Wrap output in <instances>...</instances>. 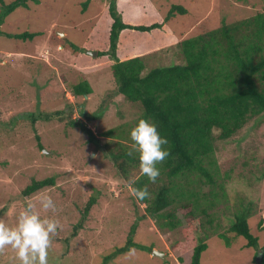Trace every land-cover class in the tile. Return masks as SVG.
Instances as JSON below:
<instances>
[{"label": "rangeland", "instance_id": "obj_1", "mask_svg": "<svg viewBox=\"0 0 264 264\" xmlns=\"http://www.w3.org/2000/svg\"><path fill=\"white\" fill-rule=\"evenodd\" d=\"M13 1L6 0V3ZM86 1L40 0L39 4L31 3L28 10L20 9L13 13L8 18V23L6 21L1 27L3 31L10 33L21 34L28 31L42 34L33 41L26 42L0 36V127L6 129L1 131L0 144V221L15 228L19 214L26 210L29 203L41 218L57 219L58 230L50 235L48 264H99L107 252L101 254L99 261L93 256H90L88 263L85 256L67 261L65 254H71L68 253L67 239L71 237L70 241L74 246L79 244L82 250L92 251L90 254L103 249L110 250L114 245L122 243L129 229L145 214V206L137 207L133 203L131 185L110 158V150L118 149V141L133 147L130 131L143 113L142 105L129 103L124 97L118 96L97 120L87 121L79 115L78 101L92 114L100 107L105 93L114 87L110 86L111 83L107 84L108 87L103 85L108 79V71L112 74L114 60L94 58L93 55L98 51L97 48L108 42L112 22L107 12L108 0H92L85 8L83 4ZM145 1L150 2L153 8L143 5L140 9L139 5ZM119 4L124 7V10L119 8L123 20L133 25L162 21L173 5L182 4L188 10L184 17L178 15L177 19H173L160 32L124 31L121 34L120 57L148 51V69L158 64L182 62L174 54L179 49L170 48L182 31L191 36L204 29L211 31L219 28L223 18L232 25L264 12V0H119ZM183 19L184 26H181ZM71 42L80 47L82 57L73 52ZM27 57L34 61L29 63L28 68L24 63ZM48 72L49 76H40ZM86 80L93 88L95 86V94L78 99L70 92L69 87ZM68 105L73 110H68ZM64 109H67L71 118L82 119L94 132L98 142L89 143L87 133L81 128L71 127L68 119L63 122L55 119L49 122L38 120L35 124L31 120H22L13 128L5 127L13 117L21 113L45 114ZM112 128L114 137L101 135ZM37 135L41 138L42 149ZM242 136L244 135L241 134L240 138ZM234 139L239 144L235 150L236 157L222 146L215 153L221 175L235 169L234 167L238 169V162L242 168L241 162L247 164L244 162L246 159L249 161L248 166L264 168V124L252 136L244 137L240 142L242 144L236 140L238 137ZM222 143L225 145V142ZM231 146L235 145L231 142ZM249 156L250 159L247 158ZM238 171L243 177L248 176L246 168ZM139 173L130 170L129 177L134 180L140 176ZM52 176H55L56 181L52 189L41 190L31 197H22L32 180ZM243 177L224 181L230 199L220 206V219L216 221L221 227L218 232H227L233 220L232 214L240 209L241 203L251 201L254 203L252 209L255 213L250 219L251 228L259 238L260 246H263L264 225L259 226V222L264 221V212L262 217L258 216L259 206L255 200L248 199L252 197L250 192L254 193V184L249 185L251 179L249 181ZM44 195H50L55 201V210L41 207L40 201ZM261 195L263 201L264 190ZM90 197H97L99 202L86 217L83 228L75 230L74 225L83 217L81 209L87 205ZM49 210L51 211L47 214ZM153 230L156 228L151 219L140 220L138 239L142 243H155L157 249L164 247L166 253L155 249L164 256L132 249L121 256L115 255L109 264H163L159 258L166 259L168 254L170 262L172 261L170 264H189L192 251L190 241L181 246L185 248L183 253L178 249L180 246L172 248L170 240L163 237L161 232L156 234L161 238L156 239ZM227 235L231 239L230 246H226L225 240L217 236L209 241V247L203 253L202 264H256V249L247 247V241L243 238L235 237L229 232ZM179 238L184 241L181 235ZM95 240L98 241V248L91 247ZM178 255L185 259L183 263L178 261ZM0 264H20L17 250L10 245L0 249Z\"/></svg>", "mask_w": 264, "mask_h": 264}, {"label": "trees", "instance_id": "obj_2", "mask_svg": "<svg viewBox=\"0 0 264 264\" xmlns=\"http://www.w3.org/2000/svg\"><path fill=\"white\" fill-rule=\"evenodd\" d=\"M91 1L87 0L83 6L87 8ZM31 3L39 4L40 0H14L9 4L6 0H0V36L23 41H33L42 36L38 32L26 31L19 34L1 29L6 21L8 23V18L13 13L20 9H30ZM143 5L153 8V5L147 1L142 2L139 8L141 9ZM108 13L112 18L108 42L105 49L102 47L97 49L98 58L108 57L115 62L111 66L112 74L108 71L106 75L108 79L103 84L108 87L107 84L111 83L110 86L114 85V87L105 93L100 107L92 114L78 101L79 115L87 121L97 120L118 96L124 97L129 103L141 104L143 108L141 117L155 123L158 131L168 137L169 144L165 147L170 149V155L158 163L160 175L155 182H152L141 173L139 153L133 147L118 141V149L110 150V158L124 173L132 191L134 188L147 187L150 195L143 200L136 198L134 191L131 196L137 207L145 206V214L139 217L127 234L124 233L126 236L123 234L122 243L114 245L110 250L103 249L101 252L90 254L92 251L82 250L79 244L74 246L70 241L71 237L67 241L63 240L69 243L68 253H71L68 256L65 254L64 258L69 261L71 258L85 256L88 258L86 261L88 263L90 256L99 261L101 254L107 252L99 264H109L115 255L121 256L132 249L153 254L157 245L142 243L138 239L139 231H137L139 221L149 218L158 231H152L156 239L161 238L156 235L161 232L163 237L166 236L170 240L172 248L180 246L178 249L183 253L185 248L181 246L189 241L192 243L189 264H202L203 253L207 251L209 241L214 236L225 240L226 246H230L231 239L228 238V232L247 240L246 246L256 249L255 260L261 254L264 264V245L259 247V238L255 236L250 223V219L255 215L252 209L253 202L240 204V209L232 214L233 220L227 232H218L221 227L216 223L220 219V206L230 199L224 183L225 179L234 181L237 177L242 178L238 170L246 168L248 176L243 178H248L249 181L251 179L248 184H256V193L259 194L264 184V168L260 169L256 165L248 166L249 161L246 159L244 162L247 164L241 162L242 168L238 162V169L234 167L235 169L221 175L215 156L222 146L229 154L236 157L235 150L238 149L239 144L234 138L238 137L236 140L240 143L247 135L255 134V131L264 124V12L232 25L223 18L219 28L211 31L204 29L191 36L185 35L182 31L170 47L179 49L174 54L182 62L170 65L158 64L150 69H148V54L144 56L132 54L121 60L118 54L121 34L128 29L140 33L160 32L173 19H177L178 15L184 17L188 10L182 4L173 5L164 21H155L149 25H133L124 21L118 8V0H108ZM184 20L181 26H184ZM71 47L73 52L81 56L80 47L74 43ZM26 59L24 63L28 68L29 63L34 61L30 57ZM49 75V72L40 74V76ZM69 89L78 99L93 95L96 91L95 86L93 88L87 80L70 85ZM68 108L73 110L71 105H68ZM67 109L45 114L21 113L13 117L5 127L13 128L22 120H31L32 124H35L38 120L49 122L55 119L63 122L68 119L71 127L81 128L87 133L89 143L98 142L88 125L82 119L71 118L66 112ZM2 130L6 129L0 127V144ZM241 134L244 135L242 138H240ZM101 135L112 138L115 132L112 128L102 132ZM36 137L40 148H44L40 136ZM222 142H225V145ZM231 142L235 146H231ZM247 158L250 159L251 156ZM130 170L140 172V176L132 180V177H129ZM55 184V176L32 180L23 191L22 197H31L41 190L52 189ZM97 202H99L97 197H90L87 205L82 207L83 217L77 225H74L75 230L83 228L86 217ZM259 209L257 213L261 215L264 207L259 206ZM50 211H47V214ZM1 216L2 213L0 218ZM262 224L263 220L260 221L259 226ZM74 234L73 236L76 237L77 234ZM180 235L184 241L179 238ZM91 247L98 248V241L95 240ZM162 248L157 250L166 253L165 248ZM79 251L82 252L76 255L75 252ZM180 255L177 256L178 261L183 263L185 259ZM159 259L163 264L172 263L169 254L166 259Z\"/></svg>", "mask_w": 264, "mask_h": 264}, {"label": "clouds", "instance_id": "obj_3", "mask_svg": "<svg viewBox=\"0 0 264 264\" xmlns=\"http://www.w3.org/2000/svg\"><path fill=\"white\" fill-rule=\"evenodd\" d=\"M118 8L124 9V7L120 6L119 0ZM139 24L141 25V23ZM127 31L131 30L128 29ZM131 32L136 31L133 30ZM101 47L105 49L106 42H104ZM63 49L65 48L63 47ZM119 50L120 48L118 45V54ZM144 55L145 54H136V56ZM94 57H98V51ZM120 58L121 60H124V57ZM130 137L134 142L133 148L139 153V167L141 173L146 175L150 181L155 182L157 177L160 175V168L157 167L158 163L164 161L165 158L170 155V149L165 147L169 144L168 137L162 135L158 131L155 123L150 122L144 117H141L137 121L136 125L131 129ZM263 186L259 194L256 193V184L252 186L255 189L254 193L250 192V195H252V197H250L251 200H255L257 205L260 207H264V200H261V194L264 190ZM133 191L136 198L140 200H143L145 197L150 195L146 186L142 188H134ZM40 202L41 207L44 209H56V203L50 195L42 196ZM33 207L34 206L29 203L26 206V210L19 214L17 226L15 228H11L6 223L0 221V249L6 245H10L15 248L17 250V256L20 264H48L50 235L57 232L59 221L53 218H41L38 212L32 210ZM258 216L262 217V214ZM259 247L261 248L262 246L259 244ZM259 261L263 264L261 254L257 256L256 264H259Z\"/></svg>", "mask_w": 264, "mask_h": 264}, {"label": "water", "instance_id": "obj_4", "mask_svg": "<svg viewBox=\"0 0 264 264\" xmlns=\"http://www.w3.org/2000/svg\"><path fill=\"white\" fill-rule=\"evenodd\" d=\"M93 55H95L96 56V53H94ZM153 254H156V255H158V256H164V254L163 253H160V252H158V251H156V250H154L153 251ZM259 264H262V262L261 261H259Z\"/></svg>", "mask_w": 264, "mask_h": 264}, {"label": "crops", "instance_id": "obj_5", "mask_svg": "<svg viewBox=\"0 0 264 264\" xmlns=\"http://www.w3.org/2000/svg\"><path fill=\"white\" fill-rule=\"evenodd\" d=\"M129 32H131V31H129ZM123 35V34H122ZM122 40V39H121ZM160 48H164V47H160ZM148 53V51H143V52H140L139 54H147ZM135 55V54H134ZM127 58V57H126ZM125 59V58H124Z\"/></svg>", "mask_w": 264, "mask_h": 264}]
</instances>
